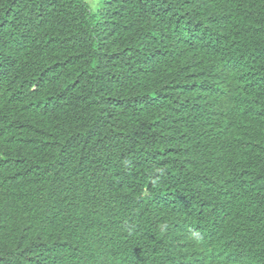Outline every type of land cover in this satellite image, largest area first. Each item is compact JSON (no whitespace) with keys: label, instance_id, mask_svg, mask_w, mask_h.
I'll return each instance as SVG.
<instances>
[{"label":"trees","instance_id":"1","mask_svg":"<svg viewBox=\"0 0 264 264\" xmlns=\"http://www.w3.org/2000/svg\"><path fill=\"white\" fill-rule=\"evenodd\" d=\"M0 264H264V0H0Z\"/></svg>","mask_w":264,"mask_h":264},{"label":"rangeland","instance_id":"2","mask_svg":"<svg viewBox=\"0 0 264 264\" xmlns=\"http://www.w3.org/2000/svg\"><path fill=\"white\" fill-rule=\"evenodd\" d=\"M98 1H99V0H88V2H89L90 4H92L93 6H97Z\"/></svg>","mask_w":264,"mask_h":264}]
</instances>
